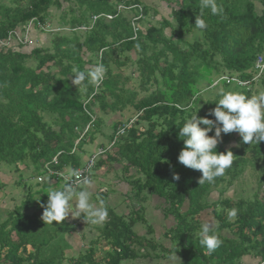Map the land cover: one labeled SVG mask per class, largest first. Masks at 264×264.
Wrapping results in <instances>:
<instances>
[{
  "label": "trees",
  "instance_id": "1",
  "mask_svg": "<svg viewBox=\"0 0 264 264\" xmlns=\"http://www.w3.org/2000/svg\"><path fill=\"white\" fill-rule=\"evenodd\" d=\"M255 2L260 4L259 11ZM174 3L172 20L163 19L159 26L149 24L143 29V17L150 8L141 0H0V40L5 41L13 35L10 32L23 29L33 18L46 24L51 6L61 8L56 25L69 28L68 34L45 31L49 28L34 30L30 45H0V163L17 171V181L22 184L24 170H40L37 174H41L45 164L62 170L83 165L99 149L88 152L84 161L80 149L101 137L107 143L99 145L103 151L92 171L104 165L109 170L114 162L120 163L137 202L141 194L162 200L159 207L164 218L174 220L164 235L170 241L168 252L180 259L176 264H244L245 256L264 264V199L257 195L238 200L225 197L213 203L207 199L212 187L235 180L249 162L257 166L262 162L264 167V141L249 145L248 151L244 147L233 149L227 147L232 132L222 133L216 151L231 150L234 161L213 183L199 185L200 171L183 166L177 159L184 147L179 128L196 111L198 117H205L215 108L218 88L252 95L258 74L254 65L258 56L264 58V0H217L223 13L212 15L205 9L203 18L208 27L203 31L194 27L200 0ZM101 14L113 17L106 19ZM90 24L85 31L76 29ZM166 27L169 35L164 32ZM39 33L51 35L44 46L39 43ZM189 34L193 35L191 42L185 40ZM131 52L136 55L139 83V88L132 90L125 87L124 78L116 71L131 60ZM97 63L107 69L98 87L72 85L73 68L87 70ZM221 74L247 83L223 80L209 87ZM258 78L264 91V70ZM151 86L155 89L150 90ZM140 92L145 93L139 96ZM129 106L137 112L133 121L117 119L109 133L101 130L102 117L121 113ZM95 108L100 114L96 115ZM85 127L87 131L74 148ZM121 127L123 132L119 133ZM129 170L135 178H130ZM174 173L179 180L173 179ZM35 184H41L35 193L39 198L30 193L28 205L9 211L0 222V264H120L140 256L152 257L141 251L153 247L155 252V246L161 247L133 231L137 217L142 218L140 207L126 216L106 205L108 218L97 227L98 239L105 242L103 255L97 258L101 250L98 239L84 250L66 255L64 248L69 245H53L56 233L62 236L64 231L58 232L59 227L50 230L47 221L36 217L42 215L47 192L54 189L52 184H63L56 179ZM43 188L47 189L44 194ZM32 205L36 211L27 212ZM208 208L216 220L213 230L222 240L210 254L199 243L198 217ZM231 208L238 209L234 220L227 216ZM151 228L148 224L150 234ZM225 229L231 235H224Z\"/></svg>",
  "mask_w": 264,
  "mask_h": 264
},
{
  "label": "rangeland",
  "instance_id": "2",
  "mask_svg": "<svg viewBox=\"0 0 264 264\" xmlns=\"http://www.w3.org/2000/svg\"><path fill=\"white\" fill-rule=\"evenodd\" d=\"M143 2L146 4L148 3L147 5L150 8L147 15L143 17V21L141 23L143 29L147 28L149 24L159 26L163 19L172 20L171 11L173 6L175 5L174 0H143ZM255 3L259 11L260 4L258 2ZM49 13L50 15L49 18H47V23H50L52 27L57 28L58 26L56 24H59L60 21L61 8L51 6L49 8ZM130 15H132V13ZM59 31H63L66 34L69 33V29H61ZM164 32L165 34L169 35L170 28L166 27L164 29ZM37 36L39 43L43 46L47 43L48 38L51 37V35L48 33H39ZM185 40L191 42L193 40V35H186ZM130 54L131 60H129L122 69H117L116 71L120 73L122 78H124L122 80L126 82L125 87L132 90L138 89L139 83L137 80L138 73L136 65L134 64L136 55L134 52H131ZM261 55L264 56V54ZM120 58H122V56H120ZM127 76H130L132 79L126 81L125 78ZM218 77L214 78L211 87L215 84V80ZM258 79L259 78L257 75L255 79L256 84L251 89L252 95L258 94L260 91H263ZM154 89L155 88L153 86L150 87V90ZM140 93L141 94H139V96L144 95L145 92ZM95 111L96 115L100 114L97 108H95ZM136 114V110L131 106L124 109L121 113L108 114L105 117H102L103 120L100 124V128L101 130L104 129V133H109L111 131V123H113L115 120L119 119L124 121L125 119H131V121H133L137 116ZM231 137L232 138L227 145L228 148L232 147L233 149H240L244 147L245 150H250L249 144L243 143L242 137L237 132H232ZM98 141L100 142L98 143ZM101 143H107L106 139L103 140L101 137H98L96 142L92 140L90 143H86L83 147V150L82 148L80 149V151H83V153H80L82 156V160L84 161L87 159L88 152L90 153L94 150L96 151L97 149L100 150L101 148L99 145H101ZM248 164L245 166L242 174L232 182L226 181L221 185L212 187V189L207 194L208 201L210 203H213L218 199H222L225 197H229L233 200L242 198L250 199L255 195H257L261 199H264L263 163L260 162V166L254 165V163L252 162H249ZM120 166V163L114 162L111 167L109 166L110 169L112 168L111 170H106L107 165H104V167L101 166L95 168L93 172V180L90 185L92 202L94 204H98L100 200H104L106 205L111 206V208L116 213L126 216H128L133 209H138L140 207L139 212L142 218L137 217L138 220L132 227L133 231H135L138 235L152 238V240L157 245H161V247L155 246V252L153 251V247H149L148 249L145 248L141 251L142 254L151 253L153 255L152 257L140 256L134 260L122 261L120 264H176L179 259L175 258L174 253L172 254L168 252L169 248L171 247L170 241L168 237L164 235L165 230H167L174 223L173 218H164L163 211L161 207H159L162 200L155 195L141 194V200L137 202L133 196L132 186L123 177L126 174L122 173V168ZM22 167L23 165H21L20 168ZM39 171L40 170L35 169L32 170V172L25 170L22 171L23 183L21 184L17 181L19 179V173L17 171L9 169V167L5 166L4 163H0V222L9 216V211L15 209L16 207H20L23 203H26V205H28V203L30 202V193L34 195L35 199L39 198L38 194L35 193L37 192V190L39 189V185L41 184H35L36 180L34 181L33 179V176L39 173ZM127 174H132L130 175V178H135L133 170H129ZM52 185L54 186V189L60 187V184ZM99 187H101L105 192H101V189ZM46 190V188H43L42 193H46ZM184 209L185 205L182 207V210ZM35 211L36 208L34 205L30 206V208L27 210V212L29 213ZM36 217L41 218L42 215ZM212 217V208H208L200 214L198 220L201 222V224L204 221H209L213 224V226H215L216 220L212 219ZM63 221L65 222V225L60 226L61 222L58 224L57 222L53 221L52 224L49 225V228L50 230L56 231L59 227L58 232L59 230L60 232L64 231L62 233L64 240L62 239V236H59V233H56L57 236L54 239L53 245L57 243L64 246L69 245V247L64 248V252L66 255L76 254L81 249L84 250L90 241L97 240L99 238L100 232L97 227L103 224H87V222H85L82 217H72L71 214H69V216L66 217ZM148 224L152 226L151 234L147 231ZM37 227L38 226L36 225V230L38 229ZM222 233L224 235H231L229 229L223 230ZM59 238L60 243L58 240ZM98 241L100 243L99 247L101 248V250L100 253L97 254V258L103 255V252L101 251L105 246L104 241H100V239H98ZM154 254H158L159 257L156 258ZM175 255L177 256L176 253ZM243 263L257 264L258 259L253 258L252 256H245L243 258Z\"/></svg>",
  "mask_w": 264,
  "mask_h": 264
},
{
  "label": "clouds",
  "instance_id": "3",
  "mask_svg": "<svg viewBox=\"0 0 264 264\" xmlns=\"http://www.w3.org/2000/svg\"><path fill=\"white\" fill-rule=\"evenodd\" d=\"M205 9H208L212 15L223 13V7L217 3V0H200V14L196 15L194 25L198 31H203L208 27L203 18ZM106 71L103 63H97L87 70L73 68L71 83L76 88L87 87L88 84L98 87ZM223 76L228 75H220V77ZM216 83L219 84V81ZM216 96L218 100L215 102V108L211 109L205 117H198L196 111L179 128V138L183 140L184 147L179 152L178 162L189 169L200 171L202 175L198 180L199 185L206 182L213 183L217 177L223 176L225 170L233 164L234 155L231 150L223 153L216 151L218 143L221 142L222 133L237 132L242 137V141L249 145L264 141V91L255 95H246L220 87L217 89ZM207 116H214L215 119H209ZM209 132L214 134L210 136ZM93 172L90 179L82 176L78 169L67 168L62 174L64 181L62 187L47 192V203L42 205L43 221L49 224L55 221L59 224L71 214L72 217H82L85 222L92 224L105 222L109 215L105 201L100 200L98 204L92 202L90 185ZM173 179L179 180V175L174 173ZM237 215V208L227 211L230 220H234ZM199 236L200 245L209 254L222 244V240L213 230V224L209 221L201 224ZM174 256L179 259L175 253Z\"/></svg>",
  "mask_w": 264,
  "mask_h": 264
},
{
  "label": "built area",
  "instance_id": "4",
  "mask_svg": "<svg viewBox=\"0 0 264 264\" xmlns=\"http://www.w3.org/2000/svg\"><path fill=\"white\" fill-rule=\"evenodd\" d=\"M121 8H125V7L124 6H118V9H121ZM139 8H141V7H139ZM101 16H104L106 19H111L113 17L111 14H101ZM95 19H96V16H93L92 24L95 21ZM92 24H90L88 26L87 25H81V26L76 27V29L81 30V31H85L87 29H90ZM50 25H51L50 23H46V24L41 23L37 19L33 18L26 23V25L24 26L23 29H17V30L10 32L13 35L10 34L5 41L0 40V45H11L12 43L14 45H18V44L30 45V44H33L34 41H33L32 33H34V30H39V29L45 30L46 28L47 29L49 28V30H45V31L53 32V31H59L61 29H69L67 27L55 28V27H51ZM254 66L258 70L257 75L261 74L262 71L264 70V58L262 56H258ZM221 79H224L226 82H229L230 80H234V81L240 83L241 85H244L247 83L246 81L241 80V79H237L236 77L223 76V77H221ZM121 129H123V127L119 128V131H118L119 133H121ZM86 131H87V127H85L80 132V137L77 138L74 142V148L78 145L79 140L81 139L82 135ZM110 146H111V144L108 145L107 148H109ZM102 151L103 150L100 149V150L94 152L85 161V163L83 165L78 166L74 169H78L80 171V173L82 174V176H86V177L91 179L92 172H93L92 170L94 169L95 162H96L99 154L102 153ZM55 163H56V161H55ZM42 170L44 171L43 173L36 174L34 176L36 182L37 181L42 182V181L49 180V179H56V180H60L61 183L64 184L62 174L65 172L66 169H63V170L62 169H56L54 167H51L49 164H45L44 169H42Z\"/></svg>",
  "mask_w": 264,
  "mask_h": 264
},
{
  "label": "bare ground",
  "instance_id": "5",
  "mask_svg": "<svg viewBox=\"0 0 264 264\" xmlns=\"http://www.w3.org/2000/svg\"><path fill=\"white\" fill-rule=\"evenodd\" d=\"M224 79H221V77L219 76L216 80H215V83L217 82V81H223ZM244 81H246V80H244ZM226 82V81H225ZM76 168V167H75ZM66 169H67V167H66Z\"/></svg>",
  "mask_w": 264,
  "mask_h": 264
},
{
  "label": "crops",
  "instance_id": "6",
  "mask_svg": "<svg viewBox=\"0 0 264 264\" xmlns=\"http://www.w3.org/2000/svg\"><path fill=\"white\" fill-rule=\"evenodd\" d=\"M143 2V0H141ZM144 3V2H143ZM146 4V3H145ZM148 4V3H147Z\"/></svg>",
  "mask_w": 264,
  "mask_h": 264
}]
</instances>
